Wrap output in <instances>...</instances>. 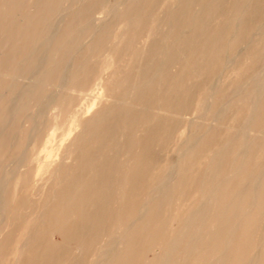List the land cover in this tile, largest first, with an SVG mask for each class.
<instances>
[{"label": "rangeland", "instance_id": "rangeland-1", "mask_svg": "<svg viewBox=\"0 0 264 264\" xmlns=\"http://www.w3.org/2000/svg\"><path fill=\"white\" fill-rule=\"evenodd\" d=\"M38 1L41 0H26L24 2L33 3ZM107 1L105 4L103 2L96 14L89 17L88 24L89 22L92 23L97 20L95 23H92L93 27H95L96 25L100 24V22L106 23L110 21L111 15L109 10L111 7L109 6H113L114 2L112 0ZM75 2L73 3L71 0H58L56 5L60 7V10L57 6H55L53 11H56L52 14V16L47 17L48 19H45V22L47 24L49 23V27L52 25L51 27L56 29L55 25L57 24L56 22L58 20V15L60 14L58 13L59 11L67 9L68 7L74 8V6L76 7V5H80L79 3H83L77 2L75 4ZM211 2L212 4H210ZM62 3L63 5H61ZM158 3L159 2H154L155 5L153 4V7L155 8H151L152 12L150 11L152 14L155 13L154 10L156 11V9H158L156 7L162 4V2H160L159 5H157ZM165 3L166 5H170L171 9H175L174 3L176 2ZM188 3L189 2H187L186 6H188V9H190L192 5L189 3V6ZM202 3L203 6H205V9H202L204 13L200 12L199 14L202 13L204 17L200 16L198 18H204V24L209 23L210 25L212 24L211 26H219L212 30H208L207 32L205 31L202 36L200 34L197 41L194 42L191 38L192 33L190 31L187 32L184 36L185 38H183L181 42V44L186 45V49L184 50L185 52L183 55H181V58L179 57L178 53H174L172 51V54L170 51L161 52L155 55H151L152 53H140V56H144L146 60L148 58V65L146 64L148 67L156 66V64L154 65V60L157 65L161 66L163 65V62L167 63V59H169L168 61L171 63V61L177 56L175 58V63L174 59L170 65L171 67L169 66V69H166V71L162 73V77L157 78L158 73H161L158 72L161 71L160 69L158 71L157 68L152 69L151 73L156 75L154 81H158H151L153 79L148 80L147 72L146 75L143 76L144 78L141 77L140 79L137 73L139 72V70L137 71L138 63L135 62L129 66V70L124 71L123 68L128 67V62L124 61L121 63L120 68H122V72L124 73L123 76L127 75V77L123 80L122 85L113 89L114 93L113 95L111 94L113 101L107 102L101 97H99V99V90H93V85L98 80L104 81L109 77V75L114 71L113 68H117L118 64L115 63V60L119 56L104 54L99 57L95 55L96 57L93 58L95 60L91 59L83 66L84 72L83 74L81 73L83 76L80 75V72H77V74L73 76L72 86L82 87L84 89L82 93L74 91L66 92V90H62L52 98L47 97L46 99V95H41V97L33 96L30 98L28 105L23 107V113L21 115H18L15 117V119L11 120L7 118L9 122L6 121L7 116L5 118L4 116L0 118V121L4 122V124L7 123L6 126H8L6 127L8 132L4 131V135L0 137V139H2L0 140V143L2 141L0 144V153H3L2 155L0 154L1 165L4 167L6 165H15L16 162L20 160L19 158L21 154H24L23 158L25 161L23 160V164H27L26 166L22 165L17 171H15L16 176L10 182H8L10 185L8 184L9 186L6 189V211L8 212L4 213L3 217L0 216V264L77 263V261L81 258V254L79 253L80 248L82 246L86 247V244L88 243V239H82L76 235V228L79 225V221H84V218H79V208L77 209V207L71 206L69 203H67V201H62V198L59 196L54 197L52 194L56 193L58 195L60 192H62V189L66 186L70 178L69 176L75 174L76 171H78V168H82L85 161L89 160L87 158L80 159V151H88L90 147H93L92 152L96 153H92L95 156H91L92 154L88 156L92 157L90 161L93 162L96 160V163H101L104 165L113 162L109 160V158L106 159L107 157H104L101 152L95 150L98 144L103 142L107 143V145L103 143V145H101L102 148L108 149L107 146H109V143L112 141V135L114 132L120 129L119 124H121V122L123 124L126 123L124 126V134L130 137V142L128 143L126 140H118L117 142L119 143L120 148L123 149L124 156L122 157H125L124 160L126 161L128 159L129 161H132L133 164L130 163L132 166L130 165L129 167L125 168L126 170H121L120 175L118 176V183H120V185L117 187V189H114V192L116 191L114 194L115 196L106 199V222H104L105 224L103 223V225H106V231H109L113 227L112 235L106 236L102 240V248L99 249L100 245H98L96 250L88 253L87 259L90 261L88 264H160L162 260L164 262L166 261V264H264V89H262V86H264V75L262 76V70H264V44H260V42H262L261 40L263 39L262 37H264V25L262 24L264 23V0H239L238 2H217L216 0H209ZM213 5L216 6L213 7ZM27 8L28 6L23 5V12L26 11ZM206 8L211 14L210 18H206ZM219 9L224 14L223 17L221 16V19L218 18V13L220 12ZM150 12L145 10V12L141 13V16H135V21L137 20L136 25H139L138 22L140 19H143V23L144 21L148 22L151 16ZM215 12H217V15H215ZM212 14L215 15V18H213ZM211 18H213V21ZM185 19L188 21L187 25L189 26L194 19V16L191 14H186ZM197 21L199 22V19ZM233 23L236 24L234 25ZM91 26H89L90 28L84 32L85 35H82L83 37L80 40L86 42L92 38L90 37V34L92 33L90 31H92L93 28ZM223 28H225V30H223ZM53 31L55 30L50 28V31L47 33L50 34ZM253 33L255 35H253ZM173 36L174 34L171 33L169 40H172ZM217 39H219V41ZM195 42L198 43L196 44ZM181 44L180 46H182ZM217 44L220 45L222 50L220 48H218L219 51L215 49ZM225 44L226 46H223ZM210 45L212 48L209 51L208 48L211 47ZM233 45L236 46L234 47ZM30 48H28V51L36 49L35 47H33V49ZM2 49L0 48V63L3 62L5 64L14 65V62H16L14 61L16 60V57L13 52H9L10 47H6L3 50ZM73 50L65 51L66 53L64 51L63 53H61L62 51L60 52L59 55L61 56L62 54L61 57H63H58V59H60V61H58L60 62L61 66L64 65L63 63L67 61L71 54L72 55L70 56V59L72 56L74 58L80 56L81 52L78 49H75L74 51ZM206 51H209V53L207 54ZM213 51L217 52L213 53ZM8 54L11 55L12 59L10 57L8 59ZM175 54L177 55L175 56ZM63 55H67L68 57H65V59ZM161 55L162 57L165 55L164 59L161 57ZM233 56L236 59H234ZM166 57L167 59H165ZM149 58L153 60H150ZM160 59L161 64H159ZM111 60L113 65H111ZM230 60L233 62V64L230 62ZM92 61H95V63ZM59 62H57V64H59ZM73 64L77 68L78 63L75 62ZM90 64H92L91 67ZM52 67L55 68V66ZM48 68L49 66L44 67V71L48 72L50 69H52L51 66L49 70ZM74 70L76 69L74 68ZM81 76L83 78H81ZM26 77L28 78L29 76L24 77L23 74V78L26 80L19 78L20 82H18L19 80L16 82L15 79L11 78L8 83L10 82L9 85H11V87H15V85H17L19 89V86H25L28 82ZM78 78L81 79L78 80ZM247 79H250V82ZM246 80L247 82L245 83ZM139 81H141V83H139ZM262 81L263 83L261 84L260 82ZM146 82L150 84L148 85ZM12 83H15V85ZM247 83L249 84L247 85ZM127 84L129 86H127ZM259 86H261V90ZM16 88L15 91L17 92L18 89L16 90ZM139 88L142 90L140 91ZM148 89L150 90L151 94L149 93ZM225 91L228 92L226 93ZM8 93L6 94L9 97L11 92ZM146 93L148 94V97L145 95ZM4 95L2 100L5 102L8 97ZM133 97H135L137 100H134ZM210 97L213 100H211ZM251 97L253 100L250 99ZM148 98L151 103L150 101L148 102ZM50 99L53 100L58 110L59 108L60 111L68 109L71 112V115L68 116L67 121L72 120L73 124L71 128H77L76 131L72 132V134L66 137L64 140V146L61 148L60 153L68 151L70 154L68 155L70 157L66 159L59 158L57 160L55 166L53 167L54 169L56 168L58 170V175L55 179H51L49 173L42 176H36L35 173L38 167L46 166L47 164V161L43 158V155L39 158V161L30 159L32 156L37 154L38 146L42 145L49 137L52 122L50 124H43L41 126L42 128L38 127L37 130H33L32 121L36 117V113L38 112L37 110L39 109L41 111L46 110V119L48 118V120L50 119L53 121V116L48 115L49 109L47 110L46 107L49 104L48 102L52 101ZM255 99H257L256 101L258 103L255 101ZM138 100H140L141 103H143L145 100L148 102V105L151 108L141 111L140 109L128 108L127 105H125L127 102L136 103ZM1 102L2 106L0 109H3L4 106H6V102L4 104L3 101ZM93 102H95V105L88 109V107L91 106ZM114 103H116V107L114 106ZM117 103H120L121 105H117ZM205 103H207V105ZM209 103L212 106H210ZM225 104L228 106L226 107L225 111L222 112L223 118L220 115V120L216 124L209 125L210 120H212V117H214V112H221V110L223 111ZM165 105L168 106L170 112L168 111V114L163 115L161 112H159L158 108L159 106ZM110 106L112 107L110 108ZM252 108L254 109V112L252 111ZM121 109H123L122 113L120 112ZM135 110L139 111L136 112ZM250 110L252 113H250ZM101 112L106 113L108 116L105 114L106 118L102 119L104 115H102ZM117 114H120L118 123L116 120L118 117ZM18 117L19 119H16ZM95 117L98 118H96L95 124H97V120H100V118L103 120V122L100 120L98 125L93 124L92 122L95 120ZM148 117L151 118L149 119ZM204 117L207 119L205 120ZM130 118L134 119L131 124L130 122L132 120ZM248 118L250 120H248ZM244 119L249 121V127H247L249 123L244 122ZM14 120L17 125L14 123ZM17 120L18 123L16 122ZM104 120L106 123H108V125H106ZM137 121L139 122L138 124ZM84 123H88L87 127L86 125L82 126ZM105 125L106 127H104ZM209 126L212 127L210 128ZM15 127L18 128V130ZM88 127H91L92 129H87ZM96 127L97 129L100 128L99 130L102 129V131L96 132L93 130ZM133 127H135V132L132 130V132L130 131V129H133ZM110 128L113 129L111 134ZM15 129L17 134L14 132ZM146 129L149 132H146ZM165 129L168 130V134L166 133V136L163 135ZM11 130L14 133H12ZM92 130L93 132H91ZM161 130H163V133H161ZM205 130L207 131L206 133ZM33 131H35V135L33 134ZM83 131H85V135L83 134V136H81ZM100 132L103 134L101 135ZM133 132L135 133V136ZM60 133L61 129L56 132L57 136L60 135ZM15 134L17 136H15ZM79 134L82 140L78 139ZM90 134H92V136L95 138L88 136ZM131 134L133 136H131ZM10 135H12L10 140L11 145L6 144V147L3 142L8 137H10ZM32 136L34 139H36L35 146H27L25 148L26 140ZM98 136H102V140H100ZM110 136L111 139L109 140ZM199 136H201V138H198ZM15 137L17 138L15 139ZM76 138L79 141H77V143L75 142L77 140ZM87 138V144L83 145L86 143L85 140H87ZM166 138H169V140ZM93 139H95V141H93ZM98 139L100 141H97ZM107 139L109 143L107 142ZM194 139L196 140L194 141ZM80 140L84 142L81 143ZM13 141L17 144H14ZM128 144L132 145L133 147ZM9 145L10 147L13 146V148H10ZM77 145L80 146L77 147ZM128 146L131 148L129 151L130 154L128 153L127 155L126 152L128 151ZM75 147L80 148V150ZM5 149L8 152H6ZM15 151L17 152L14 153L13 159L11 155H13V152ZM76 153L78 155H76ZM68 155L66 156L68 157ZM72 156L75 157L74 161ZM220 157H222V160ZM2 160H6L5 163H3L4 161L2 162ZM90 161L85 163V168L83 167L85 170H87L86 166L90 163ZM173 161H184L188 163V169L184 172V174L182 173L181 176L176 177V180L174 181L175 185H173V187L161 188V182L167 180L168 176L170 175L169 166L173 165ZM59 162L61 164H59ZM68 164L70 165V168L64 167L68 166ZM27 166L30 168L29 170H27ZM83 168L82 170L78 171V173H83ZM1 169L0 179L2 173L4 172ZM26 171H28V173L24 174ZM210 173L212 176H209ZM61 175L63 178H60ZM105 175L106 174H102L101 171L100 174H97V177L101 180V178ZM92 177L93 176L90 175V173L82 175L83 180L81 183L84 184L85 188L84 193L80 196L78 202H82L86 198L90 197V194H92L93 191L100 193L99 190L110 185L109 179L106 180L103 178L102 181L99 180L97 183V178L95 180V177ZM210 177L212 178L210 179ZM258 178L260 179L259 182ZM60 179L61 182H59ZM86 179L87 182H85ZM124 180L125 183H129V185H123ZM96 183L98 185H96L97 187L95 186ZM123 186L125 187L124 189H122ZM156 186L160 187L157 188ZM245 188L246 190H244ZM160 190L161 192H159ZM151 192H153L152 195ZM53 197L55 199H53ZM150 197L151 199L153 198L152 201L149 199ZM111 198L112 204L110 202ZM144 200L149 204H145ZM46 203L47 205H45ZM108 204L110 206H108ZM54 207H56L55 212H57V214H55V217L52 220L47 215H45V213L51 211L52 208L55 209ZM108 207L110 208L108 209ZM143 208L146 210H143ZM151 208L153 211H151ZM202 210L205 211L203 212ZM39 212H41V215ZM138 214L140 215L138 216ZM191 214H193V217ZM137 217L140 219H136ZM4 218L8 219V224L6 226L3 224V221L5 220ZM130 222L132 223L131 225H129ZM179 230L180 232H178ZM32 233L33 235H31ZM28 235L31 236L27 237ZM176 237L182 238L177 239ZM31 238L35 239H32L31 241ZM208 238L210 240H208ZM215 239L216 241H214ZM213 242L215 243L213 246H211ZM168 243L169 245L172 243L171 245L173 246V249L164 247V245L167 246ZM207 243L211 244L209 245ZM109 249H111V253ZM164 253H169L170 255L167 254L168 257L166 255V258L164 257ZM164 258L166 259L164 260Z\"/></svg>", "mask_w": 264, "mask_h": 264}, {"label": "bare ground", "instance_id": "bare-ground-1", "mask_svg": "<svg viewBox=\"0 0 264 264\" xmlns=\"http://www.w3.org/2000/svg\"><path fill=\"white\" fill-rule=\"evenodd\" d=\"M26 1V0H24ZM23 0H0V48L4 49L6 47H10V51L9 52H13L14 55H15V59L14 61V65L12 64H5L3 62L0 63V102L3 101V104L6 102V106H4L3 109H0V118H2L4 116V118L6 117V121L11 120V119H15L16 116L18 115H21L23 113V107L24 106H27L28 103L30 102V98L33 97V96H45L46 95V99L47 97H53L54 95L58 94V92L62 91V90H66V92H69V91H74V92H78V93H82L83 92V88L82 87H73L72 84H73V76H75L77 74V72H80V75L83 74L84 72V68L83 66L89 62L91 59L95 58L97 56H101V55H104V54H112L113 56L115 55H118L119 57L116 58L115 60V63L118 64L117 65V68L114 67V71L109 75V77L104 80V81H100L98 80L93 86V90L95 89H98L99 90V94H98V98L101 97V98H104L107 102H111L113 101L112 99V95H113V89L119 87L120 85L123 84V80L126 79L127 75L126 76H123L124 73L122 72V68L121 67V63H123L124 61L125 62H128V67H125L123 68V70H129V66L132 64V63H138V68H137V71L139 70L138 73V77H143L144 75H146V72L148 73V80H151V81H154V78H155V74L154 73H151L152 69L153 68H157V71L160 69L161 71H158V72H161V73H158V77L157 78H160L162 77V73L166 71V69L168 70L169 69V66L171 65V63L173 62V60L177 57L175 54V58L171 61V63L168 61L169 59H167V57L165 59H167V63L166 62H163V65H157V63H155V60H154V65L156 64V66H150L148 67L147 63H148V58L147 60L145 59V57L143 56H140V53H146V54H149V53H152L151 55H155V54H159L161 52H168V51H172V52H176L178 53L179 57L181 58V55L184 54V50L186 49V45L184 44H181L182 42V39L185 38V34L187 32H191L192 33V39H193V42L194 41H197L198 37L202 36V34H204V32L208 31V30H212L214 28H216L217 26L213 25L211 26L209 23L207 24H204L203 23V19L204 18H198V17H202L204 13L203 12V8L205 6H203V3L202 2H206V1H209V0H112L114 2L113 6H109L111 7L109 12H110V15H111V18H110V21L108 22H100V24L96 25L95 27H93V24L92 23H95V22H92L88 24V19L89 17H91V15H94L96 14L98 11H99V7L102 6L103 2L104 4L106 3L107 0H71L73 3L75 2V4L78 2H83V3H79L80 5H76V7L74 6V8L72 7H68L67 9H63L61 11L60 10V7H58L56 4V2H58V0H41V1H38V2H24ZM69 1V0H67ZM217 2H238L239 0H216ZM245 1V0H243ZM255 1V0H253ZM108 2V1H107ZM140 4H138V3ZM154 2H162V4L156 8V11L154 10V14H152L151 12V8H155L153 7V4ZM165 2H176L174 3V6H175V9H171L170 5H166ZM187 2H189L192 7H190V9H188L186 6ZM60 3V2H59ZM69 3V2H68ZM136 3V4H135ZM159 3L157 5H159ZM188 3V4H189ZM209 3V2H207ZM215 3V2H214ZM257 3V2H256ZM189 4V6H190ZM212 4V2L210 3ZM23 5H26L28 6V8L26 9V11L23 12ZM59 5V4H58ZM63 5V3L61 4ZM70 5V4H69ZM68 5V6H69ZM155 5V4H154ZM219 5V4H218ZM57 6L59 8V12L60 13L58 15V20H57V24L55 25L56 26V29L51 27L52 25H50L49 27V23L47 24L45 21V19L47 17H50L52 16V14L56 11L54 10L53 11V8ZM147 6V7H146ZM152 6V7H151ZM216 5H213V7H215ZM66 7V6H65ZM64 7V8H65ZM63 8V7H62ZM208 8V7H207ZM206 8V9H207ZM211 8V7H210ZM150 9V10H149ZM205 9V8H204ZM214 9V8H213ZM145 10H147L148 12L151 13V16H150V19L148 22L144 21L143 23V19H138L139 20V25H136V22L137 20L135 21L136 17L135 16H141V13L145 12ZM202 10V11H201ZM224 10V9H222ZM238 10V8H237ZM32 11V12H31ZM209 10L207 9V11H205V15H206V18L211 16V14L208 12ZM220 11V9H219ZM218 11V12H219ZM200 12H202L201 14H199ZM214 12V11H213ZM239 12V11H238ZM217 15V12H215ZM156 14V15H155ZM186 14H191L194 16V19L192 20V22L190 23V25L188 26L187 25V22L186 19H185V16ZM199 15V16H198ZM213 15V14H212ZM213 15V18H215ZM223 13L220 11L218 13V18L221 19L223 17ZM55 16V15H54ZM57 16V15H56ZM222 16V17H221ZM204 17V16H203ZM55 18V17H54ZM143 18V17H142ZM146 18V17H144ZM149 18V16H148ZM213 18L212 21H213ZM216 18V19H218ZM48 19V18H47ZM199 19V22L197 21ZM201 19V21H200ZM215 19V20H216ZM56 20V19H55ZM211 21V20H210ZM54 22V21H53ZM220 22V21H219ZM218 22V23H219ZM55 23V22H54ZM206 23V21H205ZM53 24V23H51ZM92 24V26H91ZM234 25L236 23H233ZM239 24V23H238ZM264 25V23H262ZM261 24V25H262ZM93 27L92 28V32L90 34V37H92L89 41H82L80 39H82V35H85L84 32H86L90 27ZM228 25V24H227ZM215 26V27H214ZM227 27V26H226ZM225 27V28H226ZM239 27V25H238ZM237 27V29H238ZM50 28L51 29H54L55 31H53L52 33H47L50 31ZM225 28H223V30H225ZM188 30V31H187ZM211 32V31H209ZM264 32V31H263ZM262 32V33H263ZM174 34L173 36V39L172 40H169L170 38V34ZM89 35V34H88ZM253 35H255L253 33ZM216 36V35H215ZM220 36V35H219ZM206 37V35H205ZM204 37V38H205ZM219 38V37H218ZM236 38V37H235ZM263 39L261 40L264 44V37H262ZM85 39V38H84ZM83 39V40H84ZM187 39V38H186ZM219 41V39H217ZM82 41V42H81ZM231 41V40H229ZM228 41V42H229ZM252 41V39H251ZM183 42H186V41H183ZM199 42V41H198ZM198 42H195L196 44ZM216 42V41H215ZM225 42V41H224ZM253 42V41H252ZM218 43V42H217ZM226 43V42H225ZM180 44L182 46H180ZM195 44V45H196ZM219 44V43H218ZM216 45L217 47H215V49L218 50V48H220V45ZM249 45V44H248ZM211 46V45H210ZM215 46V44H214ZM222 46V44H221ZM223 46H226L223 45ZM234 46V45H233ZM232 46V47H233ZM236 46V45H235ZM234 46V47H235ZM32 48L35 47L36 49L34 50H30L28 51V48ZM30 48V49H31ZM72 48V49H71ZM212 48V46L210 48H208V50L210 51V49ZM227 48V47H226ZM2 49V50H3ZM39 49V50H37ZM75 50V49H78L81 54L79 57L77 58H74L73 56L71 57L70 59V55L68 54L69 56V60L67 59V61L65 63H63L64 65L61 66L60 65V59H58V57L60 56V52L63 53V51H70V50ZM222 50V48H220ZM243 49V48H242ZM241 49V50H242ZM73 50V51H74ZM214 50V49H213ZM226 50V49H225ZM224 50V51H225ZM241 50H240V53H241ZM209 51L207 52V54L209 53ZM217 51H213V53H216ZM171 52V54H172ZM187 52V51H186ZM66 53V52H65ZM69 53V52H68ZM73 53V52H71ZM122 53V54H121ZM220 53V52H219ZM233 53V52H232ZM239 53V54H240ZM5 54V53H3ZM130 54V55H129ZM237 54V55H239ZM9 55V54H8ZM65 55V54H64ZM63 55V56H64ZM150 55V56H151ZM62 56V54H61ZM60 56V57H61ZM67 55L64 56L65 57H68ZM159 56V55H158ZM197 56V55H196ZM235 56V55H234ZM233 56V58H234ZM6 57V56H5ZM9 57L11 58V55L8 56V59ZM14 57V56H12ZM153 57V56H152ZM150 57V58H152ZM162 57V55H161ZM165 57V55H164ZM164 57H162L164 59ZM229 57V56H228ZM237 57V56H235ZM264 57V56H263ZM63 58V57H61ZM149 58V59H150ZM154 58V57H153ZM160 58V56H159ZM161 58V59H162ZM231 58V59H233ZM239 58V57H238ZM237 58V59H238ZM7 59V60H8ZM12 59V58H11ZM66 59V58H65ZM161 59L159 60V64H161ZM162 59V60H163ZM230 59V58H229ZM236 59V58H234ZM233 59V60H234ZM59 60V61H58ZM95 60V59H93ZM150 60H153V59H150ZM228 60V59H227ZM176 59L174 60V63H175ZM226 61V60H225ZM229 61V60H228ZM227 61V62H228ZM237 61V60H236ZM57 62H59V64H57ZM77 62L78 65H77V68L74 66L73 63ZM93 63H95V61H92ZM152 62V61H150ZM149 62V63H150ZM178 62V61H177ZM231 62V60H230ZM228 62V63H230ZM240 62V61H239ZM114 63V64H115ZM153 63V62H152ZM165 63V65H164ZM173 63V64H174ZM191 63V62H190ZM222 63V62H221ZM233 64V62H231ZM236 63V62H235ZM147 64V65H146ZM151 64V63H150ZM192 64V63H191ZM227 64V63H225ZM92 64H90V67H91ZM95 65V64H93ZM111 65L112 64V60H111ZM46 66H51L52 69L49 70L48 68V72L47 71H44V67ZM52 66H55V68H53ZM61 66V67H60ZM89 66V65H88ZM98 66V65H97ZM119 66V67H118ZM228 66V65H227ZM171 67V66H170ZM74 68L76 70H74ZM228 68V67H226ZM233 68V67H232ZM172 69V68H171ZM247 69V68H246ZM255 69V68H254ZM88 70V69H87ZM145 71V72H144ZM171 71V70H170ZM198 71V70H197ZM223 71V70H222ZM240 71V70H239ZM264 70H262V76L264 75L263 72ZM155 72V71H154ZM187 72V71H186ZM195 72V71H194ZM82 73V74H81ZM157 73V72H156ZM23 74H24V77L25 76H29L27 79H28V82L26 83L25 82V78H23ZM26 74V75H25ZM187 74V73H186ZM185 74V75H186ZM197 74V73H196ZM195 74V75H196ZM203 74V73H202ZM216 74V73H215ZM87 75V74H86ZM261 75V74H259ZM83 76V75H82ZM81 76V78H83ZM104 77V75H103ZM254 77V76H253ZM252 77V78H253ZM13 78L16 80V82H20V79L19 78H22V79H25L24 82L26 83L25 86H19V89L17 87V85H15V83H12L15 85V87H11L10 82L8 83V81ZM81 78H78L81 79ZM144 78V77H143ZM146 78V77H145ZM165 78V77H164ZM261 78V77H259ZM87 79V78H86ZM139 79V80H140ZM146 79V80H147ZM241 79V78H240ZM244 79V78H243ZM251 79V77H250ZM250 79H247L249 80L250 82ZM254 79V78H253ZM14 80V81H15ZM235 80V79H234ZM247 80L245 81V83L247 82ZM264 80V79H263ZM13 81V82H14ZM88 81V80H87ZM138 81V80H137ZM142 81V80H141ZM141 81H139V83H141ZM158 81V80H156ZM154 81V82H156ZM165 81V79H164ZM212 81V80H211ZM254 81V80H253ZM257 81V80H255ZM12 82V81H11ZM132 82V81H131ZM148 82V81H147ZM146 82V83H147ZM160 82V81H159ZM207 82V80H206ZM129 83V82H128ZM136 83V82H135ZM143 83V82H142ZM240 83V82H238ZM261 84L263 83L260 82ZM24 84V83H23ZM148 84V83H147ZM150 84V83H149ZM148 84V85H149ZM155 84V83H154ZM158 84V82H157ZM217 84V83H216ZM241 84V83H240ZM249 83H247L248 85ZM130 85V83H129ZM127 84V86H129ZM135 85V84H133ZM139 85V84H138ZM137 85V87H138ZM142 86H144L143 84H141ZM153 85V83H152ZM212 85V84H211ZM72 86V87H71ZM215 86V85H214ZM240 86V85H239ZM262 86V85H261ZM261 86H259L260 90H261ZM17 87V88H16ZM132 87V86H131ZM154 87V86H153ZM243 87V86H242ZM264 89V86H262ZM15 88L17 90V92L15 91ZM143 88V87H141ZM139 88V90L141 91L142 89ZM211 88V87H210ZM209 88V89H210ZM255 88V87H254ZM258 88V87H257ZM256 88V89H257ZM146 89H147V86H146ZM215 89V88H214ZM235 89V88H234ZM239 89V88H237ZM236 89V90H237ZM241 89V88H240ZM133 90V89H131ZM130 90V91H131ZM149 90V89H148ZM156 90V88H155ZM208 90V89H207ZM212 90V89H210ZM243 90V89H242ZM245 90V88H244ZM243 90V91H244ZM253 90V89H252ZM259 90V89H258ZM257 90V91H258ZM129 91V90H128ZM147 91V90H146ZM241 91V92H243ZM250 91V90H249ZM256 91V92H257ZM263 91V90H262ZM8 92H11L10 96L8 97V95L6 93ZM137 92V91H136ZM134 92V93H136ZM163 92V91H162ZM161 92V93H162ZM226 92V91H225ZM228 92V91H227ZM226 92V93H227ZM259 92V91H258ZM126 93V92H125ZM145 93V92H143ZM148 93V92H147ZM145 94L146 96L148 94ZM149 93H150V90H149ZM159 93V92H158ZM157 93V94H158ZM207 93V92H206ZM219 93V92H218ZM236 93V92H235ZM260 93V92H259ZM264 93V91H263ZM5 94V95H4ZM9 94V93H8ZM112 94V95H111ZM128 94V93H126ZM151 94V93H150ZM238 94V93H237ZM3 95L4 96H7L8 99L5 100H2L3 98ZM141 95V94H139ZM160 95V94H158ZM169 95V94H168ZM260 95V94H259ZM138 96V94H137ZM136 96V97H137ZM144 96V94H143ZM154 96H155V92H154ZM238 96V95H237ZM251 96V95H250ZM254 96V94H253ZM55 97V96H54ZM117 97V96H116ZM148 97V96H147ZM243 97V96H242ZM44 98V97H43ZM42 98V99H43ZM125 98V97H123ZM162 98V96H161ZM211 98V97H210ZM255 98V97H254ZM100 99V98H99ZM131 99V97H130ZM134 100H137L135 99V97H133ZM132 99V100H133ZM143 99V98H141ZM154 99V98H153ZM230 99V98H229ZM250 99L253 100V98L251 97ZM258 99V98H257ZM255 99V101L257 100ZM52 100V99H50ZM127 100V99H126ZM130 100V101H132ZM146 100V99H145ZM144 100L143 103H141L140 100L136 101V103L134 102H127L125 103V105H127L128 108H133V109H140L141 111H144L145 109H149L151 108L149 105H148V102L150 101L149 98L147 99L148 102H146ZM211 100H213L211 98ZM32 101V99H31ZM121 101V100H119ZM155 101V100H154ZM153 101V102H154ZM164 101V100H163ZM255 101H254V104H255ZM38 102V101H37ZM122 102H123V99H122ZM125 102V101H124ZM152 102V103H153ZM178 102V101H177ZM182 102V101H180ZM207 102V101H206ZM209 102V101H208ZM212 102V101H211ZM210 102V103H211ZM227 102V101H226ZM225 102V103H226ZM230 102V100H229ZM257 102V101H256ZM26 103V104H25ZM48 106L47 107V110H48V115H51L53 116V121L52 120H48V118L46 119V110H43L41 111L39 108V110H37L38 112L36 113V117L34 118V120L32 121V127H33V130H37L38 127H41L43 124H50L52 122V125H51V131L49 133V137L45 140V142L42 144V145H39L38 146V152L36 155L32 156V158H30L31 160H36V161H39V158L43 155V158L47 161V164L46 166H39L37 171H36V176H42V175H46L47 173H49L51 179H55L58 175V170L55 168H53L57 162V160L59 158L61 159H66V158H69L70 154L68 151H64L63 153H60V150L61 148L64 146V140L66 139V137H68L69 135L72 134V132L76 131L77 128H71L72 124H73V121H67L68 119V116L71 115V112L68 110V109H64V111H60V108L58 110V108L56 107V105L54 104L53 100L52 101H49L48 102ZM66 103V102H64ZM151 103V101H150ZM158 103V102H157ZM209 103V104H210ZM228 103V102H227ZM258 103V102H257ZM32 104V102H31ZM57 104V103H56ZM90 104V103H89ZM115 107H116V103H114ZM120 104V103H117V105ZM207 105V103H205ZM64 105V104H63ZM95 105V102L92 103L91 106L88 107V109L91 107H93ZM121 105V104H120ZM119 105V106H120ZM152 105V104H151ZM154 105V104H153ZM218 105V104H217ZM253 105V104H252ZM2 106V102H1V105L0 107ZM65 106V105H64ZM108 106V105H107ZM210 106H212L210 104ZM209 106V107H210ZM228 105L225 104L224 106V110L221 112H217V111H213L215 114H214V117H212V120H210L209 122V125H214L216 124L219 120H220V115L222 117V112L225 111L226 107ZM232 106V105H231ZM257 106V105H256ZM112 106H110L111 108ZM192 107V106H191ZM27 108V107H26ZM64 108V107H63ZM109 108V107H108ZM120 108V107H119ZM123 108V106H122ZM184 108V107H183ZM87 109V108H86ZM159 112H161L163 115L164 114H168L170 112L168 106H159ZM204 109V108H203ZM231 109V108H230ZM253 109V108H252ZM251 109V110H252ZM255 109V107H254ZM254 109L252 110L254 112ZM27 110V109H25ZM108 110V109H107ZM117 110V109H116ZM122 110L121 109V113H122ZM156 110V109H155ZM210 110V108H209ZM250 110V111H251ZM136 112H138L139 110H135ZM169 111V112H168ZM207 111V110H206ZM252 111L250 113H252ZM108 112V111H107ZM152 112V111H151ZM256 112V110H255ZM102 113V112H101ZM143 113V112H142ZM208 113V111H207ZM226 113V112H225ZM99 114V113H98ZM106 113H102V115H104V117L102 119H105L106 116H108ZM150 114V113H149ZM193 114V113H192ZM224 114V113H223ZM229 114V113H228ZM256 114V113H255ZM254 114V115H255ZM110 115V114H109ZM118 117L116 118L117 120V123L119 122L118 118H119V115L120 114H117ZM122 115V114H121ZM140 115V114H139ZM147 115V114H146ZM209 115V114H208ZM60 116V117H58ZM95 116V115H93ZM99 116V115H98ZM97 116V117H98ZM126 116V115H125ZM133 116V115H132ZM135 116V115H134ZM191 116V115H190ZM199 116V115H197ZM196 116V117H197ZM211 116V115H210ZM231 116V114H230ZM229 116V117H230ZM249 116V115H248ZM247 116V117H248ZM95 117V120H93V124H95L96 122V118ZM136 117V116H135ZM139 117V116H137ZM147 117V116H146ZM145 117V118H146ZM200 117H203V116H200ZM234 117V116H233ZM246 117V119H247ZM8 118V119H7ZM90 118V117H89ZM122 118V117H121ZM125 118V117H124ZM133 118V117H132ZM149 119L151 117H148ZM147 118V119H148ZM156 118V117H155ZM192 118V117H191ZM199 118V117H198ZM223 118V117H222ZM225 118V117H224ZM235 118V117H234ZM253 118V117H252ZM16 119H19L16 118ZM98 119V118H97ZM129 119V118H127ZM131 119V118H130ZM205 119V117H204ZM207 119V118H206ZM205 119V120H206ZM230 119V118H229ZM246 119H244V122H248L249 121H246ZM3 120V119H1ZM46 120V121H45ZM101 120V118H100ZM100 120H97V124L95 125H98V123H100ZM132 121L130 122V124L133 122L134 119H131ZM144 120V118H143ZM248 120H250L248 118ZM21 121V120H19ZM99 121V122H98ZM108 121V120H106ZM136 121V120H135ZM252 121V120H251ZM250 121V122H251ZM9 122V121H8ZM18 123V120L16 121ZM101 122H103V120H101ZM105 122V120H104ZM12 123V122H11ZM14 123H15V120H14ZM12 123V124H14ZM106 123V122H105ZM125 123V122H124ZM139 122L137 121V124ZM172 123V122H171ZM178 123V122H177ZM243 123V122H242ZM10 124V123H9ZM16 124V123H15ZM88 124V123H87ZM87 124H83L82 126L86 125L87 127ZM90 124V123H89ZM7 123L4 124V122H1L0 121V137L4 135V131H7L8 132V129L6 127ZM17 125V124H16ZM31 125V124H30ZM106 125H108V123H106ZM106 125L104 127H106ZM118 125V124H117ZM120 125V129L116 132L113 133L112 135V141L111 143L108 142V139H107V142L109 143V146L108 149H104L102 148L101 145H103V143H100L98 144V146L96 147V150L95 151H98V152H101L104 157L106 156L109 160L113 161L112 163H108L107 165H104V164H101V163H96V160L95 159H92V160H95V161H90V159L92 157H88L90 156V154H95L96 152H92L93 150V147H90L88 149V151H80L79 153V158L80 159H84V158H87L89 160L85 161V163H88L90 161L89 164H87L86 166V169L85 170L84 166L86 165L84 163V170H83V173H78V171L82 170V168H78V171H76L75 174L69 176V180L66 184V186L62 189V192H60L58 195L55 193V194H52V196L54 197H60L62 198V201H67V203H69L71 206L73 207H77V209L79 208V214H80V219L81 218H84V221H79V225L77 226L76 228V235L79 236L80 238L84 239H88V243L86 244V247L82 246L79 250V253L81 254V258L77 261L76 264H88L90 261L89 259H87V255L88 253L92 252L93 250H96L98 248V245H100L99 249L102 248V240L106 237V236H109V235H112V231H113V227L109 230V231H106L105 229V226L106 225H103L105 221V203H106V199L109 198V197H112V196H115V192H114V189H117V187L120 185L119 182V178L118 176L120 175V172L121 170H124L125 168L129 167L132 163V161H129L128 159L125 161L124 158L125 157H122L124 156L123 155V149L120 148L119 146V143L117 142L118 140H126L128 143L130 142V137L129 136H126V134H124V130H125V124H123L121 122ZM170 125V124H169ZM173 125V124H172ZM175 125V124H174ZM241 125V124H240ZM250 123L248 124L247 127H249ZM14 126V125H12ZM22 126V125H21ZM116 126V125H115ZM146 126V125H145ZM190 126V125H189ZM243 126V125H242ZM10 127V126H9ZM17 127V126H16ZM15 127V128H16ZM20 127V126H19ZM95 127V126H93ZM103 127V128H104ZM132 127V125H131ZM148 127V126H147ZM171 127V126H169ZM210 127V126H209ZM209 127H207L208 129H210ZM42 128V127H41ZM79 128V127H78ZM82 128V127H81ZM130 128V127H128ZM144 128V127H143ZM150 128V127H149ZM190 128V127H188ZM242 128V127H240ZM244 128V127H243ZM18 130V128H16ZM16 129L14 130V132L16 131ZM61 129V133L60 135L57 136L56 132L58 130ZM86 129V128H85ZM87 129H92L91 127L87 128ZM97 127L93 130H95L96 132L97 131H102L97 129ZM264 129V128H263ZM30 130V129H29ZM82 130V129H81ZM84 130V129H83ZM93 130L91 132H93ZM113 129L110 128V134H111V131ZM129 130V129H127ZM134 131L135 132V127H133V129H130V131ZM207 130V129H206ZM205 130V133L207 132ZM246 130V128H245ZM80 131V130H79ZM131 131V132H132ZM139 131V130H138ZM148 130L146 129V132ZM264 131V130H263ZM10 132V131H9ZM12 133H14L12 130H11ZM10 132V133H11ZM21 132H22V129H21ZM30 132V131H29ZM85 131H83L81 133V136H83ZM89 132V133H91ZM113 132V131H112ZM130 132V133H131ZM133 132V133H134ZM143 132L145 133V131L143 130ZM149 132V131H148ZM239 132V131H237ZM261 132V131H260ZM16 133V132H15ZM31 133V132H30ZM35 133V131H33V134ZM88 133V134H89ZM161 133H163V130H161ZM166 133L168 134V130L165 129L164 131V136H166ZM17 134V133H16ZM15 134V136H17ZM31 134V135H33ZM98 134V133H97ZM100 134L102 135L103 133L100 132ZM143 134V133H142ZM188 134V133H187ZM191 134V133H190ZM248 134V133H247ZM263 134V133H262ZM14 135V134H12ZM12 135H10V137H8L6 140H4L3 144H10V140H11V137ZM21 135V134H20ZM35 135V134H34ZM33 135V136H34ZM85 135V134H84ZM130 135V134H128ZM203 135V134H202ZM239 135V134H238ZM23 136V135H22ZM32 137H30L29 139L26 140V143H25V148L27 146H35V142H36V139H34ZM81 136L79 134V138L78 139H81ZM88 136H91L92 138H95L92 136V134L88 135ZM96 136V135H95ZM105 136V135H104ZM109 136V135H108ZM131 136H133L131 134ZM134 136H135V133H134ZM245 136V135H244ZM6 137V136H5ZM21 137V136H20ZM97 137V136H96ZM101 137V138H100ZM98 136V138L100 140H102V136ZM140 137V136H139ZM188 137V136H187ZM17 137H15L16 139ZM22 138V137H21ZM89 138V137H88ZM88 138L87 140H85V144L83 145H86L87 144V141H88ZM107 138V137H105ZM134 138V137H133ZM138 138V136H137ZM198 138H201V136H199ZM196 138V139H198ZM77 139V138H76ZM75 139V140H76ZM78 139L75 141L77 143ZM97 140V141H100V140ZM111 139V136L109 137V140ZM128 139V140H127ZM167 139V138H166ZM194 139V141L196 140ZM2 140V139H0ZM82 140V139H81ZM81 143H83L84 141H81ZM139 140V139H138ZM169 140V138L167 139ZM199 140V139H198ZM93 141H95V139H93ZM96 141V142H97ZM104 141V140H103ZM134 141V140H133ZM132 141V143H133ZM145 141V140H144ZM165 141V140H164ZM193 141V143H194ZM14 142V141H13ZM79 142V141H78ZM173 142V141H172ZM198 142V141H196ZM2 143V141H1ZM0 143V144H1ZM89 143V142H88ZM92 143H95V142H92ZM139 143V142H138ZM141 143V142H140ZM162 143H163V140H162ZM14 144H17L14 142ZM107 145V143H105ZM104 144V145H105ZM11 145V144H10ZM9 145V147H10ZM68 145V144H67ZM82 145V144H81ZM130 145V144H128ZM162 145V144H161ZM169 145V144H168ZM2 146V145H1ZM80 146V145H79ZM77 145V147H79ZM132 146V145H130ZM135 146V145H134ZM172 146V145H171ZM170 146V147H171ZM7 147V146H6ZM8 147V148H9ZM13 148V146H11ZM10 147V148H11ZM15 147V146H14ZM68 147V146H67ZM75 147V148H77ZM133 147V146H132ZM137 147V146H136ZM148 147V146H147ZM161 147V146H160ZM1 148V147H0ZM5 148V147H4ZM9 148V150H10ZM130 148L131 147H127V152L126 154L128 155L129 151H130ZM144 148V147H143ZM162 148V147H161ZM165 148V147H164ZM73 149V147H72ZM80 150V148H77ZM136 149V148H135ZM139 149V148H138ZM137 149V150H138ZM146 149V148H144ZM226 149V147H225ZM247 149V148H246ZM6 150V149H5ZM4 150V151H5ZM75 150V149H74ZM126 150V149H125ZM185 150V149H184ZM183 150V151H184ZM187 150V149H186ZM11 151V150H10ZM14 151V150H13ZM19 151V150H18ZM73 151V150H72ZM71 151V152H72ZM78 151V150H76ZM132 151V150H131ZM136 151V150H135ZM182 151V152H183ZM217 151V150H216ZM6 152H8L6 150ZM5 152V153H6ZM17 151L13 152V156H14V153H16ZM70 152V153H71ZM79 152V151H78ZM10 153V152H9ZM8 153V155H9ZM178 153V152H177ZM184 153V152H183ZM217 153V152H215ZM241 153V152H240ZM239 153V154H240ZM1 155L3 153H0ZM11 154V153H10ZM69 154V155H68ZM91 155V156H95V155ZM130 154V153H129ZM181 154V153H180ZM214 154V153H213ZM218 154V153H217ZM216 154V155H217ZM238 154V153H237ZM7 155V154H6ZM23 155L24 154H21L20 156V160L18 162H16L15 165H6L5 167L3 165H1L0 163V169L3 170L4 172L2 173V176H1V179H0V216L3 217L4 216V213L8 212L6 211V198H5V193H6V189L8 188V186L10 185V182L15 176V171H17L22 165H24L23 163V160L25 161V159L23 158ZM68 155V157L66 156ZM74 155V154H73ZM76 155H78L76 153ZM75 155V156H76ZM100 155V154H99ZM182 155V154H181ZM185 155V154H184ZM183 155V156H184ZM220 155V154H219ZM170 156V155H169ZM214 156V155H213ZM223 156V155H222ZM6 157V156H5ZM217 157V156H215ZM8 158H11V157H8ZM73 161H74V158L73 157ZM71 158V160H72ZM96 158V157H95ZM131 158V157H130ZM221 160H222V157H220ZM4 159V157H3ZM7 159V158H6ZM14 159V158H13ZM224 159V158H223ZM10 160V159H9ZM4 160H2L3 162ZM6 161V160H5ZM5 161L3 163H5ZM29 161V160H28ZM212 161V159H211ZM219 161V160H218ZM62 162V160H61ZM72 162V161H71ZM110 162V161H109ZM153 162V161H152ZM174 163L176 161H173ZM131 163V164H130ZM173 163V165H170L169 166V170H170V175L168 176L167 180H165L164 182H161V188L163 187H173V185H175L174 181L176 180V177H179L181 176V174L188 169V163L186 162H176L175 164ZM217 163V162H216ZM220 163V161H219ZM217 163V164H219ZM59 164H61L59 162ZM58 164V166H59ZM70 164V162H69ZM68 164V166H64V167H69L70 168V165ZM82 164V163H81ZM106 164V163H105ZM210 164V163H209ZM215 164V165H217ZM27 165V164H26ZM24 165V166H26ZM29 165V164H28ZM33 165V164H32ZM136 165V164H134ZM31 166V165H30ZM62 166V165H61ZM132 166V165H131ZM28 167V166H27ZM60 167V166H59ZM81 167V165H80ZM136 167V166H135ZM213 167H216V166H213ZM24 168V167H23ZM58 168V167H57ZM68 168V169H69ZM132 168V167H131ZM218 168V167H217ZM30 168L28 167L27 170H29ZM67 170V168H66ZM126 170V169H125ZM129 170V169H128ZM214 170V169H213ZM218 170V169H217ZM263 170V169H262ZM68 171V170H67ZM102 171V174H106L105 176H103L101 178V180L97 177V174H100ZM130 171V170H129ZM148 171V170H147ZM206 171V170H205ZM264 171V170H263ZM72 172V171H71ZM168 172V171H167ZM25 173H28V171L24 172ZM51 173V174H50ZM86 173H90V175H92L96 182L98 183L99 180L102 181V179H109V182H110V185L108 186H105L103 187L100 191V193H97V192H92V194H90V197L86 198L85 200H83L82 202H78L80 196L84 193V184H82V175L86 174ZM23 174V175H24ZM60 174V172H59ZM68 174V173H67ZM205 174V172H204ZM214 174V172H213ZM264 174V172H263ZM63 175V174H62ZM62 175L60 176V178H63ZM207 175V174H206ZM65 176V175H64ZM209 176H212V174L210 173ZM164 178V177H162ZM204 178V177H203ZM212 177H210L211 179ZM18 179V178H16ZM259 179V178H258ZM17 181V180H16ZM53 181V180H52ZM163 181V179H162ZM260 181V179L258 180V182ZM61 182V179L60 181ZM85 182H87V179L85 180ZM210 182V181H209ZM92 183V181H91ZM97 183L95 184V186L97 185ZM104 183V182H103ZM116 183V185H115ZM174 183V184H173ZM9 184V185H8ZM46 184V183H45ZM52 184V182H51ZM59 184V183H58ZM131 184V183H130ZM104 185V184H103ZM123 185H129L125 183V180L123 181ZM212 185V184H211ZM98 186V185H97ZM96 186V187H97ZM256 186V185H255ZM254 186V187H255ZM102 187V186H101ZM157 188H159L158 186H156ZM212 187V186H211ZM257 187V186H256ZM125 187L123 186L122 189H124ZM93 189V188H92ZM155 189V188H154ZM153 189V190H154ZM209 189V188H208ZM211 189V188H210ZM256 189V188H255ZM96 190V189H95ZM152 190V191H153ZM246 190V188L244 189ZM151 191V190H150ZM255 191V190H254ZM161 192V190L159 191ZM256 192V191H255ZM54 193V192H53ZM153 192H151V195H152ZM8 194V193H7ZM243 194V193H242ZM9 195V194H8ZM256 195V194H254ZM158 196V195H156ZM154 196V197H156ZM53 197V199H55ZM153 197V196H152ZM151 199V197L149 198ZM153 199V198H152ZM151 199V201H152ZM27 200V199H26ZM112 198L110 199V202H111ZM28 201V200H27ZM50 201V200H49ZM48 201V202H49ZM52 201V200H51ZM145 201V200H144ZM149 201V202H151ZM255 202V201H254ZM63 203V202H62ZM50 204V203H49ZM110 204V203H109ZM108 204V206H110ZM112 204V202H111ZM117 204V203H116ZM145 204H149V203H146L145 201ZM202 204V203H201ZM12 205V204H11ZM47 205V203L45 204ZM51 205V204H50ZM147 206V205H145ZM44 207V206H43ZM42 207V208H43ZM139 207V206H138ZM201 207V206H199ZM198 207V208H199ZM42 208H41V211H42ZM55 209L52 208L51 211H49L48 213H45V215H47L50 219H54L55 217V214H57L56 211V207H54ZM110 207H108L109 209ZM198 208H196L197 210H199ZM207 208V207H206ZM107 209V211H108ZM138 209V208H137ZM152 209V208H151ZM150 209V210H151ZM202 209V208H201ZM143 210H146L143 208ZM149 210V211H150ZM207 210V209H206ZM153 211V209L151 210ZM203 212L205 210H202ZM139 212V211H138ZM194 212V211H193ZM40 215H41V212H39ZM196 213V212H195ZM198 213V212H197ZM225 213V212H224ZM11 214V213H10ZM44 214V213H42ZM150 214V213H149ZM204 214V213H202ZM39 215V217H40ZM140 214H138L139 216ZM146 215V214H145ZM152 215V214H150ZM192 217H193V214H191ZM190 215V216H191ZM196 215V214H195ZM199 215V214H198ZM43 216V215H42ZM203 216V215H202ZM142 217V216H141ZM144 217V216H143ZM139 217H137L136 219H138ZM197 218V217H196ZM5 219V220H4ZM3 220V224L6 226L8 224V219L7 218H4ZM79 219V220H80ZM135 219V220H136ZM140 219V218H139ZM202 219V218H201ZM204 221V220H203ZM39 222V221H38ZM80 222H84V223H80ZM191 222V220H190ZM42 223V222H41ZM60 223V221H59ZM44 224V222H43ZM105 224V223H104ZM132 223L130 222L129 225H131ZM214 225V224H213ZM184 226V225H183ZM130 227V226H129ZM191 227V226H190ZM26 228V227H25ZM181 229V228H179ZM201 229V228H200ZM217 230V229H216ZM236 230V229H235ZM218 231V230H217ZM35 232V231H34ZM180 232V230L178 231ZM197 232V231H196ZM210 233V232H209ZM180 234V233H179ZM200 234V233H199ZM33 235V233L31 234ZM31 235H28L27 237L31 236ZM177 235V234H176ZM175 235V236H176ZM222 235V234H221ZM194 236V235H193ZM216 236V235H215ZM35 237V235H34ZM210 237V236H209ZM112 238V237H111ZM174 238V237H173ZM177 239H181L182 237L178 238L176 237ZM213 238V237H212ZM228 238V237H227ZM32 239H35V238H31V241ZM62 239V237H61ZM113 239V238H112ZM208 240H210L208 238ZM30 241V240H29ZM176 241V240H175ZM216 241V239L214 240ZM25 242V241H24ZM172 242V241H171ZM190 242V241H189ZM211 242V241H210ZM227 242V241H226ZM100 243V244H99ZM173 243V242H172ZM171 243V244H172ZM176 243V242H175ZM197 243V241H196ZM215 242H213V244L211 246L214 245ZM169 245V243L167 244V246L164 245V247H167L169 249H173V246L172 245ZM206 244V243H205ZM209 244V243H207ZM211 244V243H210ZM209 244V245H210ZM25 245V244H24ZM177 245V244H176ZM170 246V247H169ZM178 246V245H177ZM117 247V245H116ZM21 248V247H20ZM111 249H109L110 251ZM114 250V249H113ZM161 250V249H159ZM163 250V249H162ZM208 250H209V246H208ZM211 250V249H210ZM225 250V249H224ZM108 251V253H109ZM173 251V250H172ZM133 252V251H131ZM208 252V251H207ZM211 252V251H210ZM111 253V251H110ZM114 253V252H113ZM171 253V252H170ZM191 253V252H190ZM100 254V253H99ZM161 254V253H160ZM169 254V253H164V257H166V255ZM222 254V253H221ZM170 255V254H169ZM207 255V254H206ZM109 257V256H107ZM168 257V255H167ZM166 257V258H167ZM164 258V260L166 259ZM112 259V258H111ZM216 261V260H215ZM102 262V261H101ZM163 260H162V264H163ZM99 263H100V260H99ZM160 263V264H161ZM164 264H166V261L164 262ZM168 264V263H167Z\"/></svg>", "mask_w": 264, "mask_h": 264}]
</instances>
